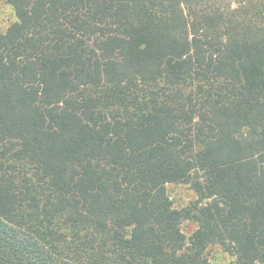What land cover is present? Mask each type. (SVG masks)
<instances>
[{"label": "trees", "instance_id": "16d2710c", "mask_svg": "<svg viewBox=\"0 0 264 264\" xmlns=\"http://www.w3.org/2000/svg\"><path fill=\"white\" fill-rule=\"evenodd\" d=\"M0 1V264H264V0Z\"/></svg>", "mask_w": 264, "mask_h": 264}, {"label": "rangeland", "instance_id": "374dc122", "mask_svg": "<svg viewBox=\"0 0 264 264\" xmlns=\"http://www.w3.org/2000/svg\"><path fill=\"white\" fill-rule=\"evenodd\" d=\"M16 19L12 6L5 1H0V30L5 31ZM168 191L176 208L187 207L197 199V194L189 184L169 183ZM182 227L187 237H190L197 229L198 224L193 220H186ZM207 255L213 264H233L235 260V257L226 252L220 244L210 245Z\"/></svg>", "mask_w": 264, "mask_h": 264}]
</instances>
